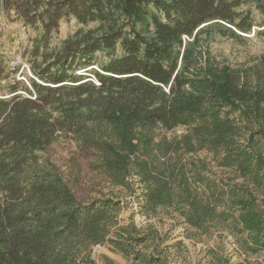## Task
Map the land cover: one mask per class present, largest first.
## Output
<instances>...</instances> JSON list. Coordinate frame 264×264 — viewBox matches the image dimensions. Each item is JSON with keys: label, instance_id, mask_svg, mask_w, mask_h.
Masks as SVG:
<instances>
[{"label": "trees", "instance_id": "trees-1", "mask_svg": "<svg viewBox=\"0 0 264 264\" xmlns=\"http://www.w3.org/2000/svg\"><path fill=\"white\" fill-rule=\"evenodd\" d=\"M241 2L0 0L44 38L64 19L96 25L59 48L35 43L34 79H13L0 98V264H96L91 250L106 243L132 264H169L157 229L118 227L119 198L82 203L41 162L68 135L110 187L134 196L138 183L147 215L226 232L264 264V53L232 66L200 41L211 21L247 31Z\"/></svg>", "mask_w": 264, "mask_h": 264}, {"label": "rangeland", "instance_id": "rangeland-1", "mask_svg": "<svg viewBox=\"0 0 264 264\" xmlns=\"http://www.w3.org/2000/svg\"><path fill=\"white\" fill-rule=\"evenodd\" d=\"M249 14L250 27L247 31H240L237 27L211 21L203 28L200 37L201 45L209 47L210 53L217 60L228 62L232 66L254 64L264 53V7L258 6L257 0H243L238 12ZM240 19L236 20V23ZM96 25H80L75 19L61 21L57 30L43 37L38 27L24 26L15 15L0 13V98H9L7 87L13 79L23 81L28 85V79H34L31 73L32 61L35 58V45L39 43L40 50L48 46L55 49L62 46L65 40L76 33L92 31ZM208 30V31H207ZM185 41H191L186 37ZM36 43V44H35ZM42 43V44H41ZM44 43V44H43ZM98 59L103 61L105 56L98 53ZM40 60V57L37 56ZM18 69L13 74L14 69ZM91 77L90 75H87ZM28 78V79H27ZM26 96V95H25ZM182 129L165 133L166 138L172 139L181 135ZM200 157L211 160V156L200 153ZM41 162H49L62 174L67 186L76 198L82 202L101 197L119 198L122 208L118 217L119 226L136 225L147 232L148 226L157 229L163 237V247L170 252L169 264H262V255L246 256L239 249L236 238L226 232H216L206 236L194 230L175 215L158 211L157 214L147 215L143 210L142 188L136 183L135 195L124 189L110 187L100 174L94 169L95 161L92 157L79 150L75 141L68 136H59L51 146L39 153ZM220 176L219 169L213 168ZM136 250H141L137 247ZM151 249L144 250L147 254ZM92 258L96 264H104L105 258L113 264H132L122 254L113 253L109 244L93 247Z\"/></svg>", "mask_w": 264, "mask_h": 264}]
</instances>
